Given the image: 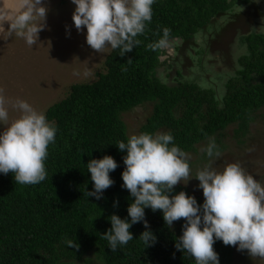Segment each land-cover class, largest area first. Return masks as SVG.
Here are the masks:
<instances>
[{
    "label": "trees",
    "instance_id": "1",
    "mask_svg": "<svg viewBox=\"0 0 264 264\" xmlns=\"http://www.w3.org/2000/svg\"><path fill=\"white\" fill-rule=\"evenodd\" d=\"M249 1L155 0L151 22L136 37L140 43L123 56L120 49H111L105 71L95 82L70 86L68 95L45 111L47 120L57 127L55 144L49 145L45 161L48 177L36 185H21L11 172L0 174V264H90L91 257L95 264H195L174 247L183 218L168 227L159 210L145 209L156 237L152 246L145 247L138 237L145 231L142 223L132 225L129 231L134 239L116 252L101 238L111 226L112 214L128 219L126 209L131 202L121 187L126 150L121 152L116 145L129 138L123 114L152 104L139 134L171 133L174 143L188 153L190 165L191 158L201 154L198 171L206 165L219 171L225 160L231 162L220 143L216 145L221 155L213 158L198 152L197 146H206L229 126L237 125L235 135L243 138L252 115L264 109V35L244 38L245 53L238 57V69L224 84L220 101L211 88L162 82L157 76L164 65L162 47L150 46L161 39L181 40L188 46L212 21ZM243 14L250 13L247 9ZM165 28L169 29L166 38ZM105 155L118 164L109 174L114 184L102 199L86 198L84 191L92 190L86 164ZM179 191L192 196L188 187L178 183L173 194ZM194 198L203 203L204 198ZM68 242L76 247H69ZM213 248L220 264H232L233 246L216 241Z\"/></svg>",
    "mask_w": 264,
    "mask_h": 264
},
{
    "label": "clouds",
    "instance_id": "2",
    "mask_svg": "<svg viewBox=\"0 0 264 264\" xmlns=\"http://www.w3.org/2000/svg\"><path fill=\"white\" fill-rule=\"evenodd\" d=\"M73 26L83 29L85 42L97 53L105 48L120 49L121 56L132 51L140 41L136 39L152 20L155 0H71ZM241 13L235 5L232 10ZM47 8L42 0H29L25 9L15 16L12 32L27 45L38 44V33L45 27ZM12 33H10L11 35ZM169 29H163L166 38ZM161 39L150 47H164ZM129 59L128 61H130ZM9 106L19 116L9 122ZM57 127L46 115L24 100L9 102L0 95V174L12 173L15 183L36 185L48 177L45 161L49 145L55 144ZM125 165L121 187L126 189L131 202L126 209L128 219L116 214L109 217L110 228L100 234L112 252L133 240L132 225L142 223L145 231L138 236L145 247L152 246L156 237L145 219V209L159 210L168 227L183 218L181 234L176 237L177 251L192 257L195 264H220L213 245L216 241L234 246L237 251L247 250L251 257L264 258V185L247 174L237 163L227 164L221 171L211 165L191 175L189 155L174 143L171 133L143 132L133 134L127 142L116 145ZM207 157L221 155L214 139L201 149ZM92 190L84 191L86 198H103V192L114 184L110 172L118 164L109 155L90 159ZM195 178L202 190L203 203L179 191L174 186L187 184ZM118 202H114L116 206ZM69 247L76 244L68 242Z\"/></svg>",
    "mask_w": 264,
    "mask_h": 264
},
{
    "label": "rangeland",
    "instance_id": "3",
    "mask_svg": "<svg viewBox=\"0 0 264 264\" xmlns=\"http://www.w3.org/2000/svg\"><path fill=\"white\" fill-rule=\"evenodd\" d=\"M257 1L262 3L263 0ZM42 2L47 13L45 27L38 33V44L27 45L10 27L0 37V95L12 103L24 100L45 114L50 106L68 95L70 86L95 82L105 71L104 61L111 48L97 53L86 44V30L82 26L77 32L73 26L71 17L75 5L71 0ZM238 6L246 11L241 4ZM236 14L232 11L215 19L208 28L198 32L188 46L181 40H166L170 42L162 47L164 65L157 70L160 80L168 84L176 81L194 83L201 88L214 89L220 101L225 92L224 84L238 69L237 59L246 47L240 35L247 32L250 19L247 20L243 13L236 18ZM151 113L152 104H145L123 114L129 137L139 134L140 126ZM18 116L19 112L9 106V122ZM252 118L243 138L235 135L239 129L237 125L229 126L221 136L214 138L215 143L222 144L232 157L231 162L224 161L219 171L227 164L237 163L264 185V109L253 114ZM197 148L198 152L202 149ZM200 156L191 158L193 176L198 171ZM198 183L193 178L192 182L189 180L183 185L193 197L203 199ZM233 248L232 264H264V258L251 257L247 250ZM90 260V264H95L93 257Z\"/></svg>",
    "mask_w": 264,
    "mask_h": 264
},
{
    "label": "crops",
    "instance_id": "4",
    "mask_svg": "<svg viewBox=\"0 0 264 264\" xmlns=\"http://www.w3.org/2000/svg\"><path fill=\"white\" fill-rule=\"evenodd\" d=\"M28 2L29 0H0V37L7 32L9 27L11 28L15 16L25 9ZM251 2L255 9L252 8V11H249L250 14L247 16V20L250 19V21L247 23V32L240 35L243 40L250 35H264V0L262 3L257 0H251ZM59 5L63 6L62 4ZM247 9L246 6L245 10L247 11ZM169 42L166 41V43Z\"/></svg>",
    "mask_w": 264,
    "mask_h": 264
},
{
    "label": "flooded vegetation",
    "instance_id": "5",
    "mask_svg": "<svg viewBox=\"0 0 264 264\" xmlns=\"http://www.w3.org/2000/svg\"><path fill=\"white\" fill-rule=\"evenodd\" d=\"M241 5H242L244 8L247 6L248 11H250V12L252 11V8L255 9L253 3L251 2V0H250L247 4H244V5L241 4ZM250 5H251V6H250ZM249 6H250V7H249ZM230 12H232V10H231ZM234 12H235V11H234ZM243 12H244V11H242L241 13H243ZM241 13H240V14H241ZM238 15H239V13L236 14V18L238 17Z\"/></svg>",
    "mask_w": 264,
    "mask_h": 264
}]
</instances>
